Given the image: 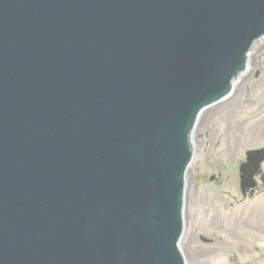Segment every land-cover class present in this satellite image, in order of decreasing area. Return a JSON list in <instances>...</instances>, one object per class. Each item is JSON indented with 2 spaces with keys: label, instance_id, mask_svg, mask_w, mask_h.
I'll use <instances>...</instances> for the list:
<instances>
[{
  "label": "water",
  "instance_id": "1",
  "mask_svg": "<svg viewBox=\"0 0 264 264\" xmlns=\"http://www.w3.org/2000/svg\"><path fill=\"white\" fill-rule=\"evenodd\" d=\"M262 34L264 0H0V264H184L193 123Z\"/></svg>",
  "mask_w": 264,
  "mask_h": 264
},
{
  "label": "rangeland",
  "instance_id": "2",
  "mask_svg": "<svg viewBox=\"0 0 264 264\" xmlns=\"http://www.w3.org/2000/svg\"><path fill=\"white\" fill-rule=\"evenodd\" d=\"M235 88L214 108L220 113L202 118L194 131L181 242L187 264H264V187L243 195L239 175L246 150L264 147V38L253 47ZM209 213L219 216L218 229H208L214 224H206ZM210 241L218 243L214 252L195 256Z\"/></svg>",
  "mask_w": 264,
  "mask_h": 264
},
{
  "label": "bare ground",
  "instance_id": "3",
  "mask_svg": "<svg viewBox=\"0 0 264 264\" xmlns=\"http://www.w3.org/2000/svg\"><path fill=\"white\" fill-rule=\"evenodd\" d=\"M259 41V40H258ZM257 41V42H258ZM253 49V48H252ZM252 51V50H251ZM250 56H251V52L249 53V56H248V59H250ZM241 76V74H239V77ZM234 87H236V82L234 83V86H233V89L234 90H232V92L231 93H235V91H236V88H234ZM230 93V94H231ZM224 100V99H223ZM222 101V100H221ZM221 101H218L216 104H214V105H212L211 107L210 106H208V107H206V108H204L203 110H202V112H201V115L199 116V118L196 120V123H195V127H194V130L196 129V128H198V127H200V125H201V119L203 118L204 120H209L210 119V117H213L214 115H216V114H218V113H220V109L218 108L216 111H219V112H216V113H214L215 111H214V108H217V107H219V102H221ZM221 105H223V104H221ZM210 112H213L214 114L212 115H210ZM187 188V187H186ZM186 200V194L184 195V201ZM200 220V219H199ZM212 223H214L213 225H211V226H209L208 227V229H210L211 227H213L214 229H218L216 226H219V216L217 215V214H215V213H209L208 215H207V218H206V224H208V225H210V224H212ZM230 231H231V234H232V236H233V234L235 233V230L231 227V229H230ZM219 236H217V235H215V238L217 239ZM192 244L194 245L195 244V241L192 239ZM215 244H217V243H215ZM210 247H211V250H212V245H211V243H210ZM208 249L207 248H198L197 250H196V252H195V256H201V254H204L206 251H207ZM182 252H183V250H182ZM183 254H185L184 252H183ZM185 256V255H184Z\"/></svg>",
  "mask_w": 264,
  "mask_h": 264
}]
</instances>
